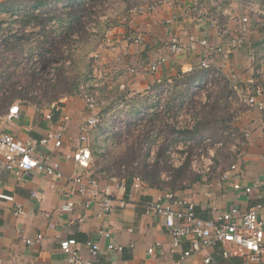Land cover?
Masks as SVG:
<instances>
[{
  "label": "crops",
  "instance_id": "1",
  "mask_svg": "<svg viewBox=\"0 0 264 264\" xmlns=\"http://www.w3.org/2000/svg\"><path fill=\"white\" fill-rule=\"evenodd\" d=\"M17 1L0 0V4ZM195 2H199L207 13L204 22L191 10L190 6ZM175 13L179 14L178 21L169 23ZM245 17L249 20L246 47L256 51L257 63L249 62L245 50L228 52L226 47L224 52L209 57V68L220 71L232 86L235 83L238 87L256 84L264 89L262 0H165L158 11L148 15L133 14L127 24L107 33L106 47L101 48L98 54V71L109 89H123L130 95L147 93L156 85L173 82L181 74L202 68L201 64L207 58V49L196 43L190 52L170 55L168 61L154 73H133L131 69L139 64L149 65L159 55L167 54L166 44L174 37L185 44H190L191 37H195L198 40L206 39L210 46L224 47L227 37L222 34L221 29L227 28L234 38L239 34ZM15 18L16 16L10 17L7 12L0 11V33L8 29ZM211 20L217 21L219 26L211 27ZM138 34L143 36L141 43H135L132 39ZM233 74L236 76L234 80ZM260 101L264 103V94ZM13 105L19 106V113L9 119L8 114ZM91 114L85 97L78 93L63 95L46 105L14 102L0 113L3 118L2 128L23 141L38 144L51 132L63 134L62 147L56 148L50 143L44 148L38 147L35 152L37 157L47 154L58 161V175H47L35 169L21 177L15 173L0 171V193L14 196L24 209V214L17 216L14 204L0 199V264H73L59 249V241L70 238L79 242L81 255L94 264L177 263L180 251L173 250L172 238L163 218L146 210L149 202L165 197L169 191L165 188L150 187L143 181L139 184L133 182L127 193L126 186L116 180H103L102 184L112 185L116 205L119 200L128 201L126 208L117 207L110 213H103L100 203L85 208V200L74 197V212L60 210L70 200L67 192L72 177L85 171L72 158L67 159L66 155H74L81 147V126ZM237 129L245 138L238 148L241 159L234 163L239 164L240 172L233 181L237 180L242 185L251 187L258 181L264 183V111L247 108L239 117ZM93 134L95 135V130L90 132L89 141ZM90 171L95 176L92 169ZM232 185V182H223L221 176L175 193L190 199L195 204L198 215L204 219L213 218L231 206L248 210L264 201V184L260 188L255 187L250 195L236 192ZM33 194H38L39 197L35 198ZM46 214H50V217H46ZM51 224L54 227H50ZM102 232L109 233V237ZM39 235H42L40 240ZM88 239L100 244L102 250L97 257H92L83 246ZM27 240H32L33 243L27 244ZM109 244L122 245L124 250L110 251ZM150 247H155L153 255L148 253ZM182 248L188 249L189 245L185 243ZM209 253L216 260L221 258L218 249ZM204 255L205 252H202L188 263L201 264Z\"/></svg>",
  "mask_w": 264,
  "mask_h": 264
},
{
  "label": "rangeland",
  "instance_id": "2",
  "mask_svg": "<svg viewBox=\"0 0 264 264\" xmlns=\"http://www.w3.org/2000/svg\"><path fill=\"white\" fill-rule=\"evenodd\" d=\"M163 1L165 0H138L135 6L128 11L125 10L122 0H114L106 4L102 19L115 20V25L111 24L109 27H105L104 34L96 37L95 22H93L84 37L73 36L72 39L76 42H72L73 49L65 53L64 56L67 59L58 60L59 62L55 64L63 69V77L68 82H75L76 93L82 94L85 98L90 96L95 99V113L100 121L97 127L92 130H95V135H91L92 141L90 140L89 144H92L91 169L100 181L116 180L117 182H125L129 174L134 179L142 180V175L145 172L143 167L150 165L149 171L156 172V174L161 172V181L166 184L164 188L172 191L167 184H170L173 178L177 176L174 171L182 167L190 155L191 169H189L188 175L201 178V182L221 178L226 169L238 160L240 154L238 148L245 137L237 129V123L247 107L241 101L233 86L234 94L228 98V101L223 99V102H221L222 110L215 114L219 123L210 127L212 130H208L209 132L205 135L201 144L193 150V153L190 154L188 147L191 144L194 145V143L189 141L188 145H185V141H178L170 147L165 157L158 158L159 146L165 141V137L161 134L163 125L162 122L154 121L156 128H147V123L151 118L154 119L157 113L163 115L169 110V107L179 108L180 104L185 102V108L179 110L175 118L171 115L174 119L167 117V123L170 126L176 124L177 130H181V127L185 125L192 128L195 120H193L192 111L188 109V104L194 98L195 92L191 90L193 93L191 94L188 91L189 87L181 83L176 84L175 80L164 83L162 87L151 88L147 93H133L132 95L123 89H109L107 83H103L105 80L98 71L97 60L101 48L106 47L107 33L116 27L125 25L122 19L131 17L132 10ZM66 25V23L61 24L60 21H57L50 25L48 31L44 34L38 33L37 30L36 34L27 36L21 45H12L6 53L0 55V74L5 71L4 75L8 76L10 74L12 78L7 83L9 89L0 92V100L6 96L9 98L19 96V91H23L25 88L30 93L28 96L31 97L17 99L14 102L33 103L36 101L35 104L46 105L48 102L55 100L57 94L68 88L69 85L64 86L67 84L65 82L62 85L57 84L59 74L57 76L55 66L46 68L45 71L42 70L39 61L41 57L40 45L45 36L50 33L49 35L59 40L66 30ZM37 69H41V73L44 74L43 76L46 74V77L42 79ZM215 72L216 77L219 74L221 75L220 71L215 70ZM55 84H57L56 90L53 87ZM69 87L72 89L74 86L70 85ZM214 89L217 90L211 81L207 85H201L198 87V96L195 100L198 103L200 102L201 105L204 104L207 95L214 92ZM230 117L231 121L227 124L220 121V118ZM146 132L154 134L149 156L139 157L130 168H127L128 166L125 164L118 171L114 167L115 164L118 160L126 157H121V154L126 152L128 146L135 143L139 134ZM117 136L120 139H117ZM169 138L172 140V137ZM108 164L111 169H114L110 173L106 172ZM188 181L189 178H186L185 182L188 184L183 185L189 187Z\"/></svg>",
  "mask_w": 264,
  "mask_h": 264
},
{
  "label": "built area",
  "instance_id": "3",
  "mask_svg": "<svg viewBox=\"0 0 264 264\" xmlns=\"http://www.w3.org/2000/svg\"><path fill=\"white\" fill-rule=\"evenodd\" d=\"M263 5H264V0ZM164 2V1H163ZM163 2L142 6L137 10L131 11L133 14H149L159 10ZM193 10L201 22L207 19V13L201 7L199 2L191 4ZM179 19V14L172 15L169 23H175ZM131 17L122 19L124 24H127ZM208 21V20H207ZM248 18H243V24L240 25L239 34L236 37L230 36L227 28L221 29L222 34L227 37L226 46L214 47L210 46L206 39L198 40L191 37L190 44L182 43L177 37L171 39L170 43L166 44L167 54L159 55L155 61L149 65L139 64L136 68L131 69L133 73L158 71L159 67L165 64L170 55L185 54L192 51L193 45L198 43L207 49L206 56L201 64L202 68H209V57L214 54H220L227 47L228 52L243 49L247 53V58L252 64L257 63L258 57L256 51L251 47H246L247 23ZM211 27L219 26L217 21L209 22ZM12 32L16 31L17 25L11 26ZM0 33V50L3 49L2 35ZM135 43H141L143 36L138 34L132 38ZM264 68V67H263ZM236 78L235 74L232 79ZM233 88L238 92L241 101L247 108L264 111V103L260 101V97L264 94V89L260 85L246 84L238 87L236 83ZM87 108L92 114L86 119L81 126L80 142L81 147L77 152L70 156L66 155L67 159H73L79 166L84 168V172L76 173L71 180V186L68 189L67 195L70 200L62 207V212L71 213L76 209V203L72 198L81 197L85 200L84 207L89 208L95 203H100L103 213H110L117 207L126 208L128 201L125 199L119 200L115 204V194L112 185H104L90 171L92 162V151L89 144V134L97 127L100 118L95 113L96 103L93 97L85 98ZM19 113V106L13 105L9 111V119ZM3 118L0 117V171L15 173L17 176L39 170L47 175H58L60 164L53 160L51 156L45 154L36 156L35 152L38 147H45L53 143L56 148L63 146L62 132H51L47 137L40 142L33 143L32 141H23L12 133L5 131L2 128ZM241 157H238L240 161ZM240 172L239 164H233L230 169L226 170L222 175L223 182H232L233 189L238 193L250 195L255 187L260 188L264 183L258 181L254 186H244L237 180L233 179ZM1 174V172H0ZM121 182V183H120ZM119 184L125 185L124 181ZM140 179H134L135 184H139ZM126 186V185H125ZM124 187V186H122ZM126 188V187H125ZM211 194V193H208ZM33 197L38 198V194H33ZM0 199L6 200L14 204V212L17 216L24 214V209L21 204L17 203L14 196H9L0 193ZM147 212H154L162 217L164 224L172 238V247L174 251H180V256L176 264L188 263L194 256L205 252L201 264H220L209 251L218 249L220 256L225 259H241L244 264H264V201L259 202L248 210H243L238 206H231L228 209L216 214L213 218L204 219L197 213L195 204L188 198L178 196L173 191H168L164 198H158L149 202L146 206ZM50 217V214H46ZM50 227H54L52 224ZM106 237L109 233L102 232ZM42 235L38 236V240ZM27 244H32V240H27ZM189 245L188 249H183V244ZM83 246L92 257H97L101 253V246L98 242L88 239ZM59 249L61 253L73 264H94L92 260L85 259L81 255V247L75 238L63 239L59 241ZM108 250L123 252L122 245L109 244ZM148 253L153 255L155 247H150Z\"/></svg>",
  "mask_w": 264,
  "mask_h": 264
},
{
  "label": "trees",
  "instance_id": "4",
  "mask_svg": "<svg viewBox=\"0 0 264 264\" xmlns=\"http://www.w3.org/2000/svg\"><path fill=\"white\" fill-rule=\"evenodd\" d=\"M113 1L114 0H18L16 3L12 4L9 2L0 4V11L7 12L10 17L16 16V18L12 20L13 22L9 24V28L6 29L2 35V43L4 47L2 50H0V55L6 53L8 48L12 45H21L27 36L36 34L37 30L39 31L38 33L44 34L48 31V27L55 22L60 21L61 24L66 23V30L63 33L62 38L59 40L49 35L50 33L47 36L44 35L45 38L40 45L41 57L39 61L41 63L42 70L45 71L46 68L55 66L57 76L59 74V80L57 84L62 85L65 82L67 84L64 86H74L72 89L68 86L65 91L57 94L55 96V100L59 99V97L63 95L75 94L77 92L75 90V82H68L66 78L63 77V69L60 68L59 65L55 64H57L59 61L67 59L64 56L65 53L71 51L73 49L72 42H76V40L72 39L73 36L79 35V37H84V35L87 34L91 28L93 22H95L96 27V37L102 36L104 34L105 27H109L111 24L115 25V20L110 18H107V20L102 19L105 13V5ZM137 2L138 0H122V4L125 6L126 11H128L130 8L132 9V7L135 6ZM13 23H17V29L14 32H12L11 29V25ZM37 70L42 79L46 77V74L43 76L44 74L41 73V69ZM4 74L5 71L0 74V92L4 91L5 89H9L7 83H9L12 79L10 74H8V76H5ZM35 74L36 73L34 72V75ZM218 77H216L215 70L210 68H199L197 70H193L192 72L181 74L180 77L175 79L174 82L176 84L181 83L182 85L189 87L188 91L191 94H193L192 91L195 92L194 98L188 104V109L192 111V117L195 121L192 128H190L191 126L189 127L188 125H185L184 127H181V130H177L176 124L170 126L167 123V117L174 119L177 115V112L185 108V102L180 104L179 108L169 107V110L163 113V115L162 113H157L154 119L151 118L147 123V128H156L154 121H159L160 123L162 122L163 125V129H161L163 132L161 134L165 137V141L159 146L158 158L165 157L170 147L178 141H185V145H188L189 141L194 143L195 146L191 144L188 147L190 154L193 153V150L201 144L205 135H207L209 132L208 130L211 129L210 127L219 123L215 114L222 110L223 107L221 106V102H223V99L228 101V98L234 94V91L231 83L226 79L225 76L219 74ZM209 81H211L214 88H217V90L214 89V92L208 94L206 97V102L201 105L200 102L198 103L197 100H195L198 96V87L201 85H207ZM164 83L167 82H163L156 86L162 87ZM57 84H55V86L53 85L54 89L56 88ZM28 94H30L29 91L27 92V90L24 88L23 91H19V96H12L11 98L8 96L4 97L2 100H0V113L4 108H9V106L12 105L17 99H26L27 97H31L28 96ZM33 103H36V101ZM171 115H173L174 118H172ZM220 121L227 124L229 121H231V117L220 118ZM227 128L228 127L226 126V129ZM119 136L116 138L120 139ZM153 136L154 134L150 132L139 134L135 143L128 146L126 152L121 154V157H126L124 159L118 160L114 167L117 168L118 171L123 166H125V164L128 166L127 168H130V166L139 157H148L150 154L151 145L154 141ZM169 137H172V140H170ZM190 164L191 155L187 158L182 167L177 170L175 169L176 171L174 172H176L177 176L173 178L170 184H167V186L171 188L172 191L176 192L178 190H184L195 183L201 182V178L188 175V172L190 171L189 169H191ZM149 167L150 165H145L143 167V169H145L144 175H142L143 182H145L150 187L164 188L166 184L161 181V172L156 174V172L149 171ZM113 170L114 169H111V166L108 164L106 172L110 173ZM186 178H189V187L183 185L188 184L185 182ZM133 182L134 178L129 174L125 181L127 193L130 192ZM218 261L220 264H244V262L238 258L225 260L221 257Z\"/></svg>",
  "mask_w": 264,
  "mask_h": 264
}]
</instances>
